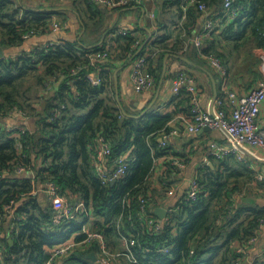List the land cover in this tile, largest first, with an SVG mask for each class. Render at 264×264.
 <instances>
[{
  "label": "trees",
  "instance_id": "trees-1",
  "mask_svg": "<svg viewBox=\"0 0 264 264\" xmlns=\"http://www.w3.org/2000/svg\"><path fill=\"white\" fill-rule=\"evenodd\" d=\"M84 1L91 21L103 26L102 5L94 0ZM219 3L220 0H173V6H177L184 18L173 48L178 52L183 50L188 58L190 54L202 55L207 62L213 55L227 70L229 59L233 55L241 57L246 49L242 60L248 63L249 72L256 80L259 74L254 68L260 61L249 51L264 48V0H235L237 10L233 21H229L222 4L218 18L223 19L225 28L220 33L217 28L203 40L200 48L191 43L201 31L197 29L203 15L200 6L206 8ZM134 6L140 5L116 9ZM53 8L58 12L44 7L29 9L16 5L13 0H0V47H21L33 36L50 34V26L57 22L53 21L54 14L65 17L59 23L66 24V10ZM170 38L165 29L164 36L157 38L151 50H147L152 58L148 57L146 47L135 52L137 59H145L146 71L156 80L161 75L164 57L171 50ZM138 41L141 42L130 31L115 38L117 47L109 49L104 41L88 56L78 53L77 43L62 42L47 50L45 46H36L31 52L0 58V264H22L23 261L44 264L57 244L88 221L84 213L69 223L70 230L53 227L52 204L44 207L39 202L38 195H34L37 187L31 179L16 173L19 167L35 173L42 183L58 185L71 202L82 204L80 209L92 208L94 230L105 234L111 249L118 246L122 236H130L136 242L133 251L141 264H241L245 260L247 253L238 250L248 247L264 225V209L240 205L232 208L233 194L244 188L253 189L257 174L233 156L214 159L219 163L214 169L209 165L200 168L196 174L200 182L199 197L190 202H185L183 197L173 209L177 210L168 215V224L161 232L152 234L141 217L140 208L144 205L141 198L145 201L144 215L153 216L150 190L157 170L154 160L168 155L167 146L163 148L155 140L150 144L148 139L164 129L163 133H169L167 125L171 116L150 114L141 119L125 116L112 104L107 93L109 72L96 75L105 66L98 59L91 62V56L97 54L98 57L107 54L106 59L114 60V51L119 50L121 42L126 53H133L132 48L138 47ZM90 75L100 80L98 86L89 80ZM181 93L191 105V94L185 89ZM15 114H21L23 117L16 116L33 123L34 128L8 126L7 120ZM100 139L110 145L112 155L107 162L111 167L130 152L128 170L114 185L104 184L96 167ZM179 159H166L162 170L165 190L176 183L172 176L178 174V167L173 165V160L184 164ZM261 184L264 183L258 185ZM12 223L16 227L9 237ZM9 238L13 239V245L8 242ZM139 244L145 252L138 248ZM165 246L172 247L169 253L158 252ZM87 257L88 253L77 251L52 264H94Z\"/></svg>",
  "mask_w": 264,
  "mask_h": 264
},
{
  "label": "crops",
  "instance_id": "crops-1",
  "mask_svg": "<svg viewBox=\"0 0 264 264\" xmlns=\"http://www.w3.org/2000/svg\"><path fill=\"white\" fill-rule=\"evenodd\" d=\"M23 2L29 9L44 7L52 11H57L56 8H53L55 6L58 10H66L65 14H67L66 20L69 28L66 32H51L50 34L41 33L42 35H36L27 39L21 46V51L17 53V55L29 51L31 52L36 46H48L62 42H72L77 43L76 50L79 54L88 56L92 53L90 51L93 50V48L102 45L104 41H106L105 46L109 49L111 46L117 47L115 38L121 34V31H131L135 37L140 39L141 45L132 48V51H134L133 53H126L123 49L124 44L121 42L119 50L117 49V52L113 50L114 54H116L114 60L106 59V57L98 58L102 66H105V70L99 68L96 75L101 74L103 71L109 72L111 80L107 93L109 91V95L112 94L111 98L116 101L115 104L118 108H120L118 101L122 103L128 115L132 116V119H141L150 114L168 115L171 116L170 122H168L167 125L170 131L168 132L171 133L172 129L180 130L179 135H172L168 138V155L158 157L157 159L155 158L154 160V164L157 165V170L154 177L151 179L153 183V188L150 190L152 195L149 194L153 199V206L151 209L155 210L157 208H163L169 210L174 209L175 207L177 208L180 200L188 192L190 182L196 177L200 168L202 169V167L207 165L206 161L214 160L211 158L210 146L212 142L216 141L224 144V141L221 133L215 130H203L197 133L188 132L187 125L184 124V122L186 119H189L188 117H191L192 106L187 102L184 93L178 95L174 93V81L179 74L184 73L190 80V83L193 85L195 84L198 91L199 105L202 109H206L210 104H213L215 98H220L223 89L229 91L232 90L240 96H245L249 93V88L252 85H257L263 80V76L260 72V64L261 57L264 55V48H252L249 51L250 54L255 58L257 57L260 61L259 65L254 68V71L259 74L258 78L256 80L253 79L254 76L252 77L250 74L249 68L248 66L246 67L244 59L242 61L245 63H242L241 60H238V56L233 55L228 62L229 70H227V84L224 88L223 76L217 72L209 62H207L206 57L190 54L188 58L186 55L184 56L183 50H179L178 52L173 48L177 43L176 37L179 27L183 23V17L180 16L177 6H173L172 4L173 0H145L143 4L144 6L140 5L114 10H110L102 5L100 8L104 13L101 20V22L103 21V26L98 24L97 21H91L84 0H25ZM222 4L224 6V0H220L219 5L213 4V6H207L205 8L203 15L198 22V31L202 30L207 20H213L220 23L217 30L218 33L225 28L224 26L226 25L224 24L223 19L218 18L220 11H222ZM234 9L235 11L237 10L236 8ZM223 10L225 11L224 8ZM225 13L229 17V21H233L235 17L229 16L228 14L230 12L225 11ZM64 20L65 17L61 14L53 15V21L61 22ZM139 27L142 28V31L137 30ZM165 29L168 30V34H170L171 37L170 40H168V46L171 50L166 54L169 55L166 70H164L165 62L163 61L162 72L159 79L156 80L155 89L145 93H136L131 81V72L135 63L139 60L137 59V54L135 52L138 49L141 51L146 47L145 49L148 57L152 58L149 56L150 52L148 53V51L151 50V45L157 38L164 36ZM115 32H118V34H115ZM150 34H152V39L146 44ZM36 38H44L45 40L35 42ZM194 39H192L191 43H194ZM12 50H14V48L3 49L4 54L8 58L15 57L12 55ZM240 64H243L244 67ZM146 69L147 67L145 64L144 70ZM227 103L229 104V101H226V104ZM225 109L228 110V113H231L230 104L229 106L225 105L224 110ZM146 111L148 112L143 117L134 118V116H140ZM130 116L127 117L131 118ZM19 117L15 116L8 119V126L16 128L25 126L28 129L34 128L33 123L26 122L24 119L21 120V117ZM260 121L264 124V105L262 107ZM163 131L159 132L154 138L149 137L148 141H150V144L152 140H155L157 145H161L165 136ZM260 153L264 157V151H260ZM124 157L129 159L130 152H126ZM176 157L181 158L184 161V167L178 169V174L172 176V180L175 179L176 183L169 189L165 190L162 188V180L165 179V176L162 177V170L165 167L166 159L172 160ZM249 161L254 168H251L253 171L256 173L261 172L264 175V161H256L253 159H250ZM109 167L111 168V165ZM22 178L32 180V184L37 187L34 195H38L39 202H41L44 207H47V204H52L55 209L54 203L51 202L50 195L47 192L49 183H42V181L39 180V176L35 173H30L27 170L22 175ZM253 187L254 188H250L249 191L244 188L238 193H234L231 198L234 206L232 208L236 209L238 208V205H240L242 207L264 209V184L259 186L253 185ZM78 203L79 202H75L73 204L77 205ZM89 209L92 212V208ZM94 219L93 210V221L91 222L93 229L95 222ZM235 226L236 225L232 227ZM232 227L230 226L228 229H231ZM4 237L5 235H2V238ZM10 241L11 239L8 240L9 243ZM119 244L121 245L120 248H113L112 250L122 251L124 245L122 244L121 239L119 240ZM244 259L245 260L241 264H264V225L258 231L256 241L248 245L247 254ZM87 260L94 263L90 257H87Z\"/></svg>",
  "mask_w": 264,
  "mask_h": 264
},
{
  "label": "built area",
  "instance_id": "built-area-1",
  "mask_svg": "<svg viewBox=\"0 0 264 264\" xmlns=\"http://www.w3.org/2000/svg\"><path fill=\"white\" fill-rule=\"evenodd\" d=\"M97 3L107 7L110 10L116 9V7H122L129 4L141 5L145 0H94ZM235 0H224V9L230 12L228 15L235 17L234 7ZM201 10H205V6H200ZM237 9V8H236ZM184 20V18H183ZM220 23L213 20H207L204 27L200 32L197 33L194 39V44L197 47H201L202 41L214 33L219 28ZM69 28L68 23L61 24L59 22H53L50 26L52 33H59L67 31ZM129 31H121V35H127ZM138 46L141 42H137ZM52 45L45 46V50ZM92 55L91 62H96L100 57H106L107 54ZM211 66L219 72L224 78V88L227 84V69L221 60L217 59L213 55L208 58ZM145 59H139L131 72V81L136 93H145L155 89L156 79L150 73L144 70ZM260 72L263 76V80L260 81L255 87H253L249 93L245 96H240L234 91L223 89L222 96L216 98L214 104H210L206 109H202L199 105L198 91L195 84H191L190 80L185 76L184 73L179 74L173 83V91L176 95L180 94L184 89L188 91L191 96L192 114L189 119H186L184 124L187 125L189 133H197L206 128L218 131L223 137L224 144L216 141L212 142L211 158L215 160H223L229 156H233L240 163L247 165L249 168H253L250 163V159L256 161H264V157L260 151H264V124L260 121V115L262 107L264 105V55L261 57ZM89 80L96 86L100 84V80L94 78V76H88ZM223 82V81H222ZM226 101H229L231 105V113L228 110H224ZM20 115L21 114H15ZM23 117V116H22ZM180 130L172 129L171 133H165L164 141L161 143V147L165 148L168 145V138L172 135H179ZM166 139V140H165ZM100 146L98 150V160L96 167L98 172L101 174L100 178L102 182L111 183L113 180H118L124 176L128 170L129 159L121 156L116 161L115 167H109L107 159L111 157L112 151L109 143L104 139L99 140ZM207 165H211V161H206ZM173 165L177 166L178 169L183 168L184 164L179 161H174ZM111 169V170H110ZM254 169V168H253ZM25 167H19L16 171L19 175H23L26 172ZM259 183H264V175L261 172H257L256 181L254 186H259ZM47 192L50 195L51 202L54 203V212L52 218L53 227H59L61 230L63 227L70 230L68 226L73 219H77L79 215L87 213L88 221L78 230L74 231L68 239L64 242L57 244L50 252V257L44 264H52L55 261L69 257L72 253L82 251L88 253V257L94 254V264H141L139 257H137L133 251V247L136 246L135 240L130 236H122L121 242L125 247V251H113L108 244V239L104 233L96 231L92 228L91 222L93 221V209H80L82 204L74 205L68 198V195L62 193V189L50 182L47 187ZM200 195V182L197 177L192 179L190 187L184 201H195ZM145 205V201L141 198V204ZM142 206L140 209L141 217L145 219V223L149 230L154 233L161 232L168 224V215L170 212H175L177 209H167V216L159 220L153 216H145L146 207ZM143 213V214H142ZM11 219V217H10ZM16 223L11 224L9 230L10 234L15 230ZM263 227V226H262ZM56 229V228H55ZM82 235V238H78ZM13 241L12 238H9ZM257 236L251 240L250 243L256 241ZM249 243V244H250ZM248 244V245H249ZM95 251H92V249ZM138 248L141 249L140 244ZM171 246H165L158 250V252L167 254L171 249ZM142 250V249H141ZM88 251V252H87ZM146 250H142L145 252ZM238 252L246 254L247 246L240 248ZM1 254V246H0ZM23 264H28L23 261Z\"/></svg>",
  "mask_w": 264,
  "mask_h": 264
},
{
  "label": "water",
  "instance_id": "water-1",
  "mask_svg": "<svg viewBox=\"0 0 264 264\" xmlns=\"http://www.w3.org/2000/svg\"><path fill=\"white\" fill-rule=\"evenodd\" d=\"M151 39H152V34H150V36H149V38H148L146 44H148L149 41H151ZM43 40H45V39H44V38H36V39H35V42L43 41ZM47 42H48V41H47ZM20 51H21V47H20V48H16V49L12 50V55L16 56L17 53H19ZM22 52H23V51H22ZM168 56H169V55H166L165 60H164V62H165V64H164V70H166V64H167ZM4 57H6V56H5V54H4L3 49L0 47V58H4ZM215 100H216V98H215ZM118 103H119V105H120V108H121L123 114H124L125 116H130V115H128V113H127L126 110L124 109L122 103H120L119 101H118ZM213 104H214V102H213ZM148 111H149V110H148ZM148 111L143 112L140 116H134V118H140V117H143L144 115L147 114ZM130 117L132 118V116H130ZM210 130H211V129H209V128L204 129V131H210ZM202 131H203V130H202ZM115 183H116V180H113V181L111 182L112 185H114ZM152 213H153V215H154L156 218H158L159 220H162V219H164V218L167 216L168 211H167L166 209H163V208H157V209H155ZM10 244H12V240L10 241ZM90 258H91L93 261H95L94 254H91V255H90Z\"/></svg>",
  "mask_w": 264,
  "mask_h": 264
},
{
  "label": "rangeland",
  "instance_id": "rangeland-1",
  "mask_svg": "<svg viewBox=\"0 0 264 264\" xmlns=\"http://www.w3.org/2000/svg\"><path fill=\"white\" fill-rule=\"evenodd\" d=\"M13 1L15 2L16 5L19 4V5H22V6L27 7V6L25 5V3L23 2V1H25V0H13ZM10 48H14V49H16V48H20V47H10ZM245 52H246V49L243 50L241 57L238 58V60H241L242 63H245V62L242 61V58H243ZM245 64H246V67H247V66H248V63H245ZM240 65L244 67L243 64H240ZM111 97H112V94H111ZM115 102H116V101H114V100L112 99V104H113V105H115ZM17 113H18V112H17ZM211 162H212L211 165H209V166H210V167H209L210 169H214V168L216 167V165L219 164V163L215 162V160H211ZM202 168H204V167H202ZM168 189H169V188H168ZM221 242H222V240H220L219 243H221ZM120 246H121V245L118 244V246H117L116 248H120Z\"/></svg>",
  "mask_w": 264,
  "mask_h": 264
}]
</instances>
